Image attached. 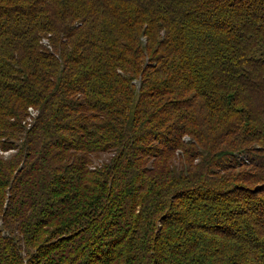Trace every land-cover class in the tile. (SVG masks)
Masks as SVG:
<instances>
[{
    "label": "trees",
    "instance_id": "trees-1",
    "mask_svg": "<svg viewBox=\"0 0 264 264\" xmlns=\"http://www.w3.org/2000/svg\"><path fill=\"white\" fill-rule=\"evenodd\" d=\"M0 264H264V0H0Z\"/></svg>",
    "mask_w": 264,
    "mask_h": 264
},
{
    "label": "rangeland",
    "instance_id": "rangeland-1",
    "mask_svg": "<svg viewBox=\"0 0 264 264\" xmlns=\"http://www.w3.org/2000/svg\"><path fill=\"white\" fill-rule=\"evenodd\" d=\"M46 42V41H45ZM35 112L34 111H32V114H34Z\"/></svg>",
    "mask_w": 264,
    "mask_h": 264
},
{
    "label": "bare ground",
    "instance_id": "bare-ground-1",
    "mask_svg": "<svg viewBox=\"0 0 264 264\" xmlns=\"http://www.w3.org/2000/svg\"><path fill=\"white\" fill-rule=\"evenodd\" d=\"M36 117V116H35ZM30 119V118H29ZM29 122V121H28Z\"/></svg>",
    "mask_w": 264,
    "mask_h": 264
}]
</instances>
